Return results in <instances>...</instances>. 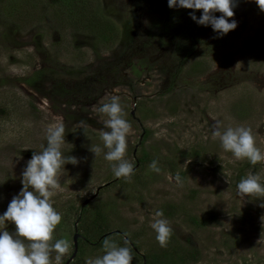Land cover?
Wrapping results in <instances>:
<instances>
[{
	"label": "rangeland",
	"instance_id": "rangeland-1",
	"mask_svg": "<svg viewBox=\"0 0 264 264\" xmlns=\"http://www.w3.org/2000/svg\"><path fill=\"white\" fill-rule=\"evenodd\" d=\"M233 11L237 27L216 38L167 0H0V215L59 115L61 151L79 160L63 166L52 198L62 219L50 243L69 241L64 264L83 207L92 217L102 210V238L127 239L132 264H264V196H237L250 174L264 184V161L233 163L211 138L217 121L243 125L264 152V13L254 0ZM113 96L132 126L124 159L143 160L130 181L114 176L99 135L106 117L96 109ZM161 210L172 228L165 248L150 227ZM82 249L68 264L104 254L103 243Z\"/></svg>",
	"mask_w": 264,
	"mask_h": 264
},
{
	"label": "clouds",
	"instance_id": "clouds-1",
	"mask_svg": "<svg viewBox=\"0 0 264 264\" xmlns=\"http://www.w3.org/2000/svg\"><path fill=\"white\" fill-rule=\"evenodd\" d=\"M254 3L264 13V0H254ZM168 7L191 9L190 18L198 25L211 26L216 38L226 35L237 27L233 18V9L237 7V0H167ZM196 10H201L199 18ZM221 13L219 17L214 13ZM97 112L106 117L104 127L99 130L107 152L104 159L110 163L116 178L131 180L134 165L124 159L128 147L127 138L132 132L131 124L124 119L123 109L119 97L113 96L111 101L103 103ZM78 128H86L84 121L78 122ZM66 127L62 116L52 115L51 122L45 127V143L41 144L39 152L34 151L22 171V188L11 199L7 210L0 215V264H64V256L69 252L70 243L65 239H53V233L61 222V214L53 207L52 198L61 187V170L65 164L77 165L79 160L74 156H64L61 146L65 143ZM213 140H219L222 149L232 154V161L247 159L255 165L264 161V152L256 147L251 128L243 125H227L217 121L211 133ZM99 155L102 149L95 147L90 150ZM153 172H160L157 161L149 165ZM179 181V176L176 177ZM31 189V190H30ZM264 196V184L256 175H248L237 185V196L243 201L249 196ZM264 207V203L260 204ZM6 222L14 224L15 231L5 230ZM156 233V241L161 248L167 247L172 235L169 221L164 218L163 211H157L150 223ZM118 245L111 239L103 241L104 254L89 257L85 264H132V248Z\"/></svg>",
	"mask_w": 264,
	"mask_h": 264
},
{
	"label": "trees",
	"instance_id": "trees-1",
	"mask_svg": "<svg viewBox=\"0 0 264 264\" xmlns=\"http://www.w3.org/2000/svg\"><path fill=\"white\" fill-rule=\"evenodd\" d=\"M197 11L198 10H196L195 12H197ZM36 74H38V73H36ZM28 84H29V86H32V84L30 82H28ZM142 161L143 160H137V162L135 163L134 166H136L137 163H141ZM194 219L195 218L191 219V222L194 225H197L198 223ZM76 220H77V224H78V229H80V231H82V234H79V238L77 239V242H78L77 243V251L79 249L78 252L83 250L82 246L88 247L89 244H93L95 247H98L103 243L105 238H102V237H103V234H104L105 229H106L107 220H106V217L103 214L102 210H96L94 212V217H92V216L86 215V208L83 207V208H81L79 214L77 215ZM116 237L120 238L119 235H116ZM91 239H93L94 242ZM90 241H92V243H90ZM130 243L134 247V249H136V250L138 249L134 242L131 241ZM132 254L136 258H138L134 252H132ZM78 255L79 254L75 255V257L77 258ZM196 258H194V260ZM178 259H180V257ZM144 260H145V264H153L152 262H150V258H147V256H145Z\"/></svg>",
	"mask_w": 264,
	"mask_h": 264
},
{
	"label": "water",
	"instance_id": "water-1",
	"mask_svg": "<svg viewBox=\"0 0 264 264\" xmlns=\"http://www.w3.org/2000/svg\"><path fill=\"white\" fill-rule=\"evenodd\" d=\"M94 197V196H93ZM89 200L86 199L82 206H84L85 204H87ZM79 238V234L77 233V230L74 229V233H73V236H72V240H73V245H72V248H73V252L71 254V256L66 260L65 264H68L71 259H73L75 257V254H76V251H77V239Z\"/></svg>",
	"mask_w": 264,
	"mask_h": 264
}]
</instances>
